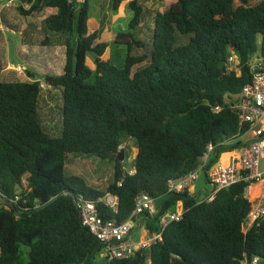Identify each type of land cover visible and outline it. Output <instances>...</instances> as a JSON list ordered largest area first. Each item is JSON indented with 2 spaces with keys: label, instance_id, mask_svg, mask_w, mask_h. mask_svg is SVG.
<instances>
[{
  "label": "trees",
  "instance_id": "1",
  "mask_svg": "<svg viewBox=\"0 0 264 264\" xmlns=\"http://www.w3.org/2000/svg\"><path fill=\"white\" fill-rule=\"evenodd\" d=\"M121 2L112 0L111 10ZM16 3L21 15L43 17L44 29L66 35L67 62L45 77L48 89L37 72L22 80L0 61V264H241L244 255L264 264V215L247 230L250 183L222 189L212 201L167 186L194 169L209 145L207 169L229 165L231 152L244 145L237 139L249 125L240 124L233 105L252 80V56L264 59V0H175L156 10L144 34L146 9L133 0L128 30L113 41L127 48L122 68L112 62L109 35L90 26L91 0ZM231 51L241 75L228 69ZM55 95L62 99L60 137L41 124V109ZM128 140L137 145L134 173L124 168L126 149L119 150ZM72 154L115 163L106 190L66 176ZM108 193L118 197L117 211L98 201ZM142 193L160 203L154 220L180 201L184 216L150 229L161 233L150 248L109 261L77 203L95 202L104 220L123 222Z\"/></svg>",
  "mask_w": 264,
  "mask_h": 264
},
{
  "label": "built area",
  "instance_id": "2",
  "mask_svg": "<svg viewBox=\"0 0 264 264\" xmlns=\"http://www.w3.org/2000/svg\"><path fill=\"white\" fill-rule=\"evenodd\" d=\"M79 1L85 2L86 0ZM15 2L16 0H10L7 5L11 6ZM252 57L248 64L252 80L244 86L238 102L233 105L240 116V124L249 125L248 131L237 139V141H242L244 145L232 151L229 165L221 164L207 169L214 151V146L209 145L206 153L194 169L179 179L169 180L167 184L168 192L184 193L196 184L203 172L212 186V191L203 198L207 201L214 200L217 193L222 189L240 182L251 184L247 189L248 197L250 187L260 185L261 191L252 201L253 206L248 217L247 230L264 215V59L259 53ZM228 69L241 75V61L234 51H231L229 55ZM16 70L20 74H24L26 71L22 66H18ZM220 110V107L215 108V112ZM123 148L120 146L119 150ZM121 184L120 182L119 185ZM98 201L117 211L118 197L108 193L106 196L100 197ZM77 204L83 224L105 245V254L109 261L127 258L139 249L150 248L161 239V233H155L139 240L132 238L135 218L147 212L154 213L156 211L155 200L147 194L142 193L137 197L134 211L123 222L104 220L100 216L95 202L78 201ZM183 216L184 208L181 211L158 215V221L160 227L164 229L171 222L181 220ZM259 260L258 257L250 260L244 255L241 264H259Z\"/></svg>",
  "mask_w": 264,
  "mask_h": 264
},
{
  "label": "rangeland",
  "instance_id": "3",
  "mask_svg": "<svg viewBox=\"0 0 264 264\" xmlns=\"http://www.w3.org/2000/svg\"><path fill=\"white\" fill-rule=\"evenodd\" d=\"M10 0H0V28L3 29L2 35L0 37V61L4 65L10 64L15 67L17 71L18 66H22L26 69L24 74L16 72V77L24 80L27 78L28 72H37L39 79L43 81V86L46 88L48 85L45 83V77L50 73H60L64 66L66 65V35L58 34L49 31L48 29H43L38 26V23L43 17H26L21 15L15 6H8ZM95 0L92 1L91 7H93ZM16 5L18 3H15ZM257 3H252L255 5ZM4 5V7H3ZM109 10V8H107ZM109 14V13H108ZM112 18L115 19L116 15L119 16L120 11H112L110 13ZM131 11L129 10L128 18L123 19L122 23L117 25L113 31H109L108 35L111 36L112 42L116 37V33L119 31H127L129 27V22L131 20ZM110 16V15H109ZM5 20L11 24L15 30H7L6 26L1 20ZM122 19V18H121ZM44 20V19H43ZM147 24L153 19L149 18L147 15ZM95 21V22H94ZM42 22V19L40 23ZM100 17L96 11L95 15L93 13L92 20L90 21V26L92 30L93 25L100 24ZM123 24V25H121ZM37 25V26H36ZM106 25V24H105ZM31 26V28H30ZM38 27L36 33L32 32V29ZM105 26H95L99 29L101 33L106 32ZM5 29V30H4ZM43 29V30H42ZM18 30H23L25 36H22ZM35 30V29H33ZM145 30L150 33V29L145 28ZM46 44H43L44 40ZM111 42V55L112 62L119 68L125 65V56L127 53V48L125 46L116 45ZM120 49V50H119ZM125 53V54H124ZM25 56V57H24ZM26 56H32V59H27ZM91 57V56H90ZM150 60L142 63L138 68H143L148 65ZM94 78L91 79L93 81ZM54 93L57 92L56 89L53 90ZM50 107L47 109H41L43 114L42 126L54 137H60L62 135L63 128V114H62V99L59 96H54L49 102ZM127 152L128 159L124 156L122 161L124 162V168L128 172L134 171L135 157L137 155V145L135 140H128L122 145ZM115 163L109 160H103L94 155H69L66 161L65 174L67 177L80 176L84 178L89 185L95 187L99 190H106L108 186V180L112 181L114 179ZM196 195H201L200 198H205L212 191V186L206 179L205 174L202 172L200 178L196 182ZM260 186L253 187L250 192L249 199L253 201L255 197L260 193ZM135 235L139 234V230L134 232Z\"/></svg>",
  "mask_w": 264,
  "mask_h": 264
},
{
  "label": "crops",
  "instance_id": "4",
  "mask_svg": "<svg viewBox=\"0 0 264 264\" xmlns=\"http://www.w3.org/2000/svg\"><path fill=\"white\" fill-rule=\"evenodd\" d=\"M92 1L93 0H91V4H92ZM111 1L112 0H95V3L93 5V7H91V16L93 15V13L95 15V11H96V15L98 13V15L100 17V20L103 21V22H101L98 25H93L92 24V26L94 28L93 30L97 29V28H95V26L96 27L97 26L98 27L99 26L102 27V25H104L105 26L104 28H106L107 31L106 32H103V36H107V34L109 33V31L111 32L115 28H117V25H119L118 22L119 23H122L123 22V19L126 20L128 18L129 10H130L129 7H128V5L133 0H122L121 5H120L119 10H118V11H120V14H119V16L116 15V18L115 19H113L112 18V15L110 14L112 12L111 7H110ZM174 1L175 0H140L141 4L144 5V7L146 9V14L149 15V18L150 19L151 18L153 19L151 21L153 24H154V15H155L156 10L165 11L166 9H168V7ZM260 1H262V0H250L251 4L252 3H258ZM15 3H14V6H16ZM3 7H4V5H3ZM107 8H109V10H107ZM131 13L133 14L132 11H131ZM130 17L132 19L133 15H131ZM41 19H40V21H41ZM1 21L3 22V19ZM40 21L38 23V26H40L41 28L44 29V27L42 26V22L40 23ZM121 25H123V24H121ZM143 27H144V30L142 31V33L144 34V33H147V31L145 30V28H150L152 26H151L150 23L147 24V20H146L145 23L143 24ZM7 28L10 29L9 27H7ZM30 28H31V26H30ZM33 29H35V30H33ZM33 29H32V32L36 33V31L38 30V27H35ZM2 32H3V29L0 28V37L3 36L2 35ZM18 32L22 36H25V32L23 30H18ZM116 35H117V33H116ZM109 37H110V40H111V36L110 35H109ZM111 42H112V40H111ZM7 68L8 69L15 70V67L13 65H10V64H8ZM42 85H43V83H42ZM47 88L49 89L50 86H48ZM231 154H232V152H231ZM134 172H135V170L133 171V173ZM195 185L191 186L188 189V191L190 192L191 195L200 198L201 195H198V196L196 195V187H195ZM257 186H260V185H253V186H251L249 192H251V190L253 189V187H257ZM249 196H250V194H249ZM200 199L203 200V198H200ZM155 208H156V211L154 213L147 212V214H149L150 216L147 215V214H144V215H141V216L135 218V220H134V227H133V231H132V238H133V240H139L141 238L151 236V235L155 234V232H151L150 229H154L155 230L156 228H159L160 227L159 222L156 221V220H154V217L156 216V214L158 213V211L160 209V203H159V201H155ZM182 208H184L183 207V202L180 201V202H178L177 207H176V210H174V212L181 211ZM166 213H168V212H166ZM136 230H139V234L138 235H135L134 234V232Z\"/></svg>",
  "mask_w": 264,
  "mask_h": 264
},
{
  "label": "water",
  "instance_id": "5",
  "mask_svg": "<svg viewBox=\"0 0 264 264\" xmlns=\"http://www.w3.org/2000/svg\"><path fill=\"white\" fill-rule=\"evenodd\" d=\"M125 154L123 152L120 153V160L124 159Z\"/></svg>",
  "mask_w": 264,
  "mask_h": 264
}]
</instances>
